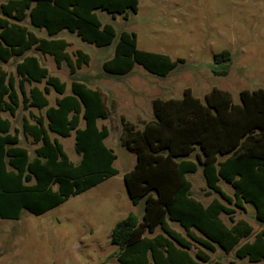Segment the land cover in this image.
I'll use <instances>...</instances> for the list:
<instances>
[{"label":"trees","instance_id":"trees-1","mask_svg":"<svg viewBox=\"0 0 264 264\" xmlns=\"http://www.w3.org/2000/svg\"><path fill=\"white\" fill-rule=\"evenodd\" d=\"M138 2H0V218L17 219L22 210L41 214L118 173L113 165L116 154L104 142L108 127L97 123L109 113L101 91L73 78L66 93V83L27 51L33 48L51 55L57 67L65 63L74 74L89 62V55L79 48L67 50L68 41L57 36L66 30L96 47L114 44L112 55L101 64L106 74L125 75L137 63L166 76L184 58L139 49L134 31L116 32L96 13L127 18L137 12ZM25 20L46 36L37 35ZM16 58L12 75L2 63ZM231 61L229 50L215 53L212 74L226 75ZM41 82L42 88L37 85ZM51 89L58 94L53 105L47 97ZM151 106L153 117L140 128L122 122L120 144L136 157L123 181L132 204L143 199V212L139 217L129 211L114 223L109 240L116 250L110 256L118 264H226L211 260L210 254L219 248L246 259L245 264H264V87L241 89L239 102L217 87L203 100L186 87L181 97L153 98ZM20 107L28 110L22 133L38 144L32 156L3 115L14 116ZM31 108L44 111L36 114ZM72 132L76 162L51 136L67 137ZM198 168L205 195L213 194L207 203L193 195L188 178ZM246 204L254 209L256 231L246 219L235 217Z\"/></svg>","mask_w":264,"mask_h":264},{"label":"rangeland","instance_id":"rangeland-1","mask_svg":"<svg viewBox=\"0 0 264 264\" xmlns=\"http://www.w3.org/2000/svg\"><path fill=\"white\" fill-rule=\"evenodd\" d=\"M96 13L102 22L112 23L116 32L134 31L139 49L165 53L173 59L182 57L184 62L166 76L150 73L137 63L125 75H109L101 64L112 55L114 44L96 47L66 30L57 36L68 41L67 50L79 48L89 55V62L74 74L65 63L57 67L51 55L33 48L27 51L50 74L66 83V93L73 78L101 91L109 113L97 123L108 127L104 142L116 154L113 165L118 173L41 214L22 210L17 219L0 218V264H118L110 256L116 250L109 240L111 229L129 211L139 217L143 212V199L132 204L123 181V174L133 167L136 157L120 144L122 122L126 120L140 128L153 117V98L181 97L186 87L201 100L212 87H217L229 92L233 102H239L241 89L264 87V0H139L137 12L129 13L127 18L121 15L113 18L101 10ZM24 23L37 35L46 36L44 30L31 26L28 20ZM224 49L232 54L229 71L226 75H214L210 70L213 56ZM17 60H9L2 66L14 75ZM37 85L42 88L44 84ZM57 96L51 89L47 94L49 105L54 104ZM30 110L36 114L44 111ZM3 115L9 118L11 130H17L19 144L32 156L38 144L25 137L21 129L28 110L20 107L14 116L6 112ZM29 120L33 118L29 116ZM51 136L57 137L71 160L79 159L74 150L73 132L67 137L53 133ZM198 169L188 178L193 195L207 203L213 194L205 195V182ZM220 184L232 193L229 185ZM222 217L227 219L225 215ZM235 217L246 219L254 231L259 228L249 204L244 211L237 209ZM171 226L183 232L176 222H171ZM210 257L226 264L247 262L219 248Z\"/></svg>","mask_w":264,"mask_h":264},{"label":"crops","instance_id":"crops-1","mask_svg":"<svg viewBox=\"0 0 264 264\" xmlns=\"http://www.w3.org/2000/svg\"><path fill=\"white\" fill-rule=\"evenodd\" d=\"M199 170V169H198Z\"/></svg>","mask_w":264,"mask_h":264}]
</instances>
